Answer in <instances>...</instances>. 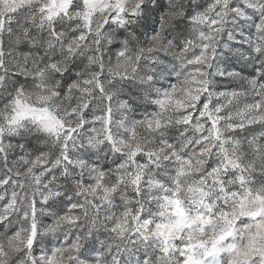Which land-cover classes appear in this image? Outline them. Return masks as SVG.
Here are the masks:
<instances>
[{"label":"clouds","instance_id":"clouds-1","mask_svg":"<svg viewBox=\"0 0 264 264\" xmlns=\"http://www.w3.org/2000/svg\"><path fill=\"white\" fill-rule=\"evenodd\" d=\"M0 178V264H264V0H0Z\"/></svg>","mask_w":264,"mask_h":264},{"label":"snow or ice","instance_id":"snow-or-ice-1","mask_svg":"<svg viewBox=\"0 0 264 264\" xmlns=\"http://www.w3.org/2000/svg\"><path fill=\"white\" fill-rule=\"evenodd\" d=\"M208 106H209V105H208L207 103H204V108H205V109H207ZM37 119H40V117H37ZM0 179H2V178H0ZM7 183H11V181H8ZM160 227H161V226H159V225L157 226L158 229H159ZM224 235H227V233H225V232H221L220 235L216 237V239H221V238H223ZM190 259H191V258H189V261L186 262V264H190Z\"/></svg>","mask_w":264,"mask_h":264}]
</instances>
